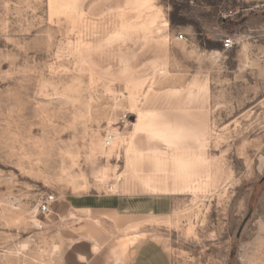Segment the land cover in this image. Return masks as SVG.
I'll list each match as a JSON object with an SVG mask.
<instances>
[{
	"label": "rangeland",
	"instance_id": "obj_1",
	"mask_svg": "<svg viewBox=\"0 0 264 264\" xmlns=\"http://www.w3.org/2000/svg\"><path fill=\"white\" fill-rule=\"evenodd\" d=\"M151 194L166 214L96 231L105 264L137 232L264 264V0H0V264H72L69 200Z\"/></svg>",
	"mask_w": 264,
	"mask_h": 264
},
{
	"label": "crops",
	"instance_id": "obj_2",
	"mask_svg": "<svg viewBox=\"0 0 264 264\" xmlns=\"http://www.w3.org/2000/svg\"><path fill=\"white\" fill-rule=\"evenodd\" d=\"M163 195L167 194H151L144 198L77 196L69 200V207L75 213L94 216L92 218L89 216L90 220L84 221L82 231L78 232V238L73 239L70 246L72 264H105L102 250L104 240L100 234L96 233L99 227L105 223L117 226L123 224L124 220L135 217L163 216L172 205ZM112 215L116 216L118 222L111 218ZM127 237L129 243L126 251L122 258L116 256L119 259L115 264H119L121 259L124 264H172L168 252L158 240L147 237L141 232L127 235ZM110 261L114 262V258Z\"/></svg>",
	"mask_w": 264,
	"mask_h": 264
},
{
	"label": "built area",
	"instance_id": "obj_3",
	"mask_svg": "<svg viewBox=\"0 0 264 264\" xmlns=\"http://www.w3.org/2000/svg\"><path fill=\"white\" fill-rule=\"evenodd\" d=\"M180 38H183V35L180 34L179 35ZM223 44V48L224 49H230L232 47V40L230 38H226L223 40L222 42ZM127 113H123L121 116H120V121L122 123H124L126 120H127ZM112 137L110 134H106L105 135V138H104V141L106 142L105 145L108 146L110 145V142L112 140ZM56 201L54 195L52 194H46L44 195L39 204H38V210L40 213L42 214H49L52 212V204Z\"/></svg>",
	"mask_w": 264,
	"mask_h": 264
},
{
	"label": "bare ground",
	"instance_id": "obj_4",
	"mask_svg": "<svg viewBox=\"0 0 264 264\" xmlns=\"http://www.w3.org/2000/svg\"><path fill=\"white\" fill-rule=\"evenodd\" d=\"M113 133V132H112ZM118 134H121V133H119V132H116L115 133V135H118ZM114 138V137H113ZM122 138V137H121ZM124 139L122 138V141H123ZM123 239V238H122ZM128 243H129V239H128V237H126L125 239H124V241L122 242V248L125 250L126 248H127V246H128ZM119 244H121V243H119ZM121 248V249H122ZM123 250V251H124Z\"/></svg>",
	"mask_w": 264,
	"mask_h": 264
}]
</instances>
